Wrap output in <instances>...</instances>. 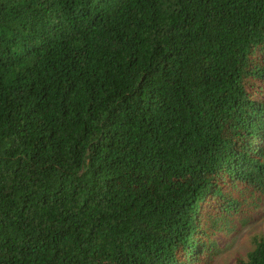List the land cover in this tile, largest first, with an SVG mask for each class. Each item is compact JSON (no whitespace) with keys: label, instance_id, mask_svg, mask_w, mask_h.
<instances>
[{"label":"trees","instance_id":"1","mask_svg":"<svg viewBox=\"0 0 264 264\" xmlns=\"http://www.w3.org/2000/svg\"><path fill=\"white\" fill-rule=\"evenodd\" d=\"M263 199L264 0H0V264H212Z\"/></svg>","mask_w":264,"mask_h":264},{"label":"rangeland","instance_id":"2","mask_svg":"<svg viewBox=\"0 0 264 264\" xmlns=\"http://www.w3.org/2000/svg\"><path fill=\"white\" fill-rule=\"evenodd\" d=\"M250 225L240 229L237 233L232 232L229 236L218 235L219 241L232 246L220 254L212 264H232L234 255H244L250 250L249 238L255 233L264 234V199L250 215Z\"/></svg>","mask_w":264,"mask_h":264},{"label":"clouds","instance_id":"3","mask_svg":"<svg viewBox=\"0 0 264 264\" xmlns=\"http://www.w3.org/2000/svg\"><path fill=\"white\" fill-rule=\"evenodd\" d=\"M249 225H250V223L248 222L245 226H243V227H241V228L238 227V228H236L233 232L237 233L240 229H242V228H244V227H247V226H249ZM255 234H262V233H255ZM255 234H253V235H255ZM253 235H252V236H253ZM252 236H250V238H251ZM250 238H249V243H250ZM230 245L232 246V243H231ZM250 250H251V244H250ZM250 250H248V251H250ZM248 251H247V252H248ZM247 252H246V253H247ZM246 253H245L244 255H246ZM232 264H233V263H232Z\"/></svg>","mask_w":264,"mask_h":264}]
</instances>
